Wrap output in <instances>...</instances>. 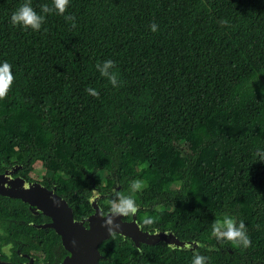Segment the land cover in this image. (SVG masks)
Segmentation results:
<instances>
[{
	"label": "trees",
	"instance_id": "obj_1",
	"mask_svg": "<svg viewBox=\"0 0 264 264\" xmlns=\"http://www.w3.org/2000/svg\"><path fill=\"white\" fill-rule=\"evenodd\" d=\"M23 2L0 0V62L13 74L0 98V172L17 166L33 182L35 164H53L76 220L92 214L93 188L103 214L129 191L141 230L199 244L138 249L112 234L100 264H191L194 253L264 264V0H70L36 31L10 22ZM43 4L31 0L38 14ZM108 59L117 87L95 67ZM32 215L0 197V248L16 240L52 260L59 237L19 222L46 220ZM226 216L244 223L248 247L213 234Z\"/></svg>",
	"mask_w": 264,
	"mask_h": 264
},
{
	"label": "water",
	"instance_id": "obj_2",
	"mask_svg": "<svg viewBox=\"0 0 264 264\" xmlns=\"http://www.w3.org/2000/svg\"><path fill=\"white\" fill-rule=\"evenodd\" d=\"M19 167L13 166L0 174V197L17 199L28 206L33 215H43L50 219L46 225H38L36 229H51L59 236L62 247L68 255L62 264H99L101 255L99 245L108 240L112 234L129 239L139 249L142 245L164 243L171 249H189L194 251L199 244L194 241H180L170 231H142L136 218V211L131 213L129 221L123 215L102 213L99 200L104 194L93 188L89 197L92 214L81 220L73 217L72 209L59 197L54 188L48 190L40 183L27 182L22 177H13ZM138 208H136L137 210ZM112 217V223L105 220ZM0 264H9L0 262Z\"/></svg>",
	"mask_w": 264,
	"mask_h": 264
},
{
	"label": "clouds",
	"instance_id": "obj_3",
	"mask_svg": "<svg viewBox=\"0 0 264 264\" xmlns=\"http://www.w3.org/2000/svg\"><path fill=\"white\" fill-rule=\"evenodd\" d=\"M69 2L70 0H51V7L47 4L41 5V12L38 14L31 6V0H24V2L11 13L10 22L13 26H20L23 29H31L33 31L39 30L45 20L44 14L51 13L53 10H55L57 14H64ZM65 18L68 20L73 19L70 16H66ZM150 28L151 31L154 32L157 29V25L153 23L150 25ZM11 67L12 66L7 61L0 62V98L6 95L12 84L13 74ZM95 67L100 76L106 77L113 87L118 86V75L113 71V60H105L102 63L97 64ZM87 92L93 96L98 94L94 88H88ZM257 155L261 161H264V150L257 149ZM132 187L133 189H138L140 185L137 183ZM135 211L136 204L131 197H119L117 200L111 202L110 212L112 215H123L134 213ZM145 222L151 223V218H148ZM105 223L111 224L112 217L109 216L106 218ZM212 231L217 239L223 238L228 241H234L245 248L250 244V240L245 231V225L242 221L239 224H236L232 218L226 216L223 218L222 222L218 221L213 226ZM191 264H206V257L194 253L191 259Z\"/></svg>",
	"mask_w": 264,
	"mask_h": 264
},
{
	"label": "flooded vegetation",
	"instance_id": "obj_4",
	"mask_svg": "<svg viewBox=\"0 0 264 264\" xmlns=\"http://www.w3.org/2000/svg\"><path fill=\"white\" fill-rule=\"evenodd\" d=\"M2 172H0V173H2ZM13 176L16 177L18 175H17V173H15ZM29 177H30V175H29ZM30 179L33 182L40 183L42 186L46 187L48 190H51L54 188V192H55V183H54L55 179L53 177L42 176L38 180H34L33 178L30 177ZM115 186H117V185H115ZM115 186L111 187L110 192H114L115 190H117V188H115ZM105 196L106 195H104V197ZM135 215L137 218V210H136ZM38 216L44 217L46 220H41L40 222L36 221L37 223H34L33 221H30V220H27V221L20 220L19 222H24L25 224L31 225L35 228L38 225H46L47 223H49V221H50L49 218H47L43 215H36L34 217H38ZM126 217H127V214H125V218L123 220L129 221L131 218V213L128 214L127 218ZM139 218L141 221H143V219H141V216H139ZM43 230L46 231V229H43ZM148 230L152 233L156 229L152 228V229H147V231ZM142 231H146V229H142ZM0 234H3L1 227H0ZM53 255H54V257L52 258V260H50V259H46V256L43 252H33V251L26 252L25 250L21 249L19 241H16V240H14V243H9L8 245L2 246L0 248V262L9 263V264H62V261L65 259V257L68 255V253L62 247V245L60 243V239H59L58 250ZM102 259H103V257L101 256V258L99 260V264H100V261ZM50 261H52V263Z\"/></svg>",
	"mask_w": 264,
	"mask_h": 264
},
{
	"label": "rangeland",
	"instance_id": "obj_5",
	"mask_svg": "<svg viewBox=\"0 0 264 264\" xmlns=\"http://www.w3.org/2000/svg\"><path fill=\"white\" fill-rule=\"evenodd\" d=\"M52 170H54V165L53 164H49V166L47 167V170H44L38 163L37 164H35L34 166H33V170H32V172H31V174H30V177L31 178H33L34 180H38V179H40V177H42V176H51V175H49V174H51V173H49L50 171H52ZM108 170V168H101L100 169V174H101V176H103V175H105V172ZM51 177H53L54 178V176H51ZM132 195V193H130L129 191H127L126 193H125V195L124 196H128V197H130ZM141 219H143V216H141ZM234 247H235V245L234 244H232Z\"/></svg>",
	"mask_w": 264,
	"mask_h": 264
}]
</instances>
